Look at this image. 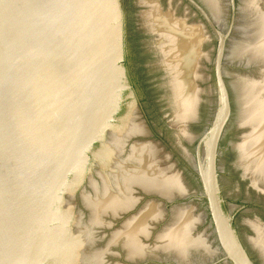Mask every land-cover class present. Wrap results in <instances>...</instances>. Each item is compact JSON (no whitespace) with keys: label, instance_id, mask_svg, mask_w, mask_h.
Instances as JSON below:
<instances>
[{"label":"water","instance_id":"obj_1","mask_svg":"<svg viewBox=\"0 0 264 264\" xmlns=\"http://www.w3.org/2000/svg\"><path fill=\"white\" fill-rule=\"evenodd\" d=\"M260 219L264 0H0V264H264Z\"/></svg>","mask_w":264,"mask_h":264},{"label":"flooded vegetation","instance_id":"obj_2","mask_svg":"<svg viewBox=\"0 0 264 264\" xmlns=\"http://www.w3.org/2000/svg\"><path fill=\"white\" fill-rule=\"evenodd\" d=\"M191 9H193L192 7H191ZM194 10V9H193ZM261 220V219H260ZM262 221V223H263V226H264V221L263 220H261ZM251 257V256H250ZM252 258V257H251ZM253 259V258H252ZM254 260V259H253ZM254 262L256 263V264H259L258 262H257V260H254Z\"/></svg>","mask_w":264,"mask_h":264}]
</instances>
